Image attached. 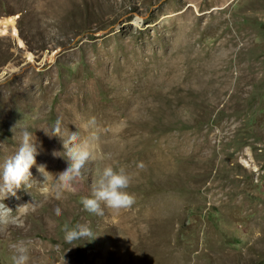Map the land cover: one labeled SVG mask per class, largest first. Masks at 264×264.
<instances>
[{
  "label": "rangeland",
  "instance_id": "374dc122",
  "mask_svg": "<svg viewBox=\"0 0 264 264\" xmlns=\"http://www.w3.org/2000/svg\"><path fill=\"white\" fill-rule=\"evenodd\" d=\"M8 17L0 171L26 129L51 189L68 167L57 119L93 158L76 193L4 201L37 207L0 225V264L20 241L29 264H264V0H0ZM109 164L135 202L97 216L80 197ZM65 223L94 236L67 243Z\"/></svg>",
  "mask_w": 264,
  "mask_h": 264
},
{
  "label": "clouds",
  "instance_id": "9594fccd",
  "mask_svg": "<svg viewBox=\"0 0 264 264\" xmlns=\"http://www.w3.org/2000/svg\"><path fill=\"white\" fill-rule=\"evenodd\" d=\"M91 123H95L94 118ZM49 136L63 139L65 149L63 155L67 157L68 167L54 176L55 183L51 189L48 187V177L53 175L46 171V165L41 164L37 167V171L44 177V183H38L34 180L31 169L36 166V156L38 155L36 138L33 139V134L30 131L22 130L18 151L4 161L2 171H0V225L15 224L20 215L35 210L37 207L36 201L18 205L15 212L4 203L8 197L19 200L18 191L24 190L29 193L28 190L34 184L41 186L40 192L42 194L47 195L51 192L58 200L63 197L65 192L76 193L79 191L78 184L82 176V169L93 158L89 141L81 140L79 132L69 133L67 129H62L60 119H57L52 126L51 135ZM52 154L53 156L60 155L56 152ZM131 180L132 176L126 171L125 167L114 168L109 164L102 169L97 168L90 183L89 194L80 197L83 210L102 216L104 215L102 205L114 212L131 207L135 202L134 195L127 191ZM13 213L17 215H13ZM55 213L59 216L61 209L57 207ZM62 231L67 243L90 239L94 236L92 229L87 224L70 226L65 223ZM12 247L15 250V254L11 258L12 264H29L28 245L24 241H20L13 244Z\"/></svg>",
  "mask_w": 264,
  "mask_h": 264
},
{
  "label": "bare ground",
  "instance_id": "6f19581e",
  "mask_svg": "<svg viewBox=\"0 0 264 264\" xmlns=\"http://www.w3.org/2000/svg\"><path fill=\"white\" fill-rule=\"evenodd\" d=\"M8 32H11L12 35H16L13 17L0 19V33L6 34Z\"/></svg>",
  "mask_w": 264,
  "mask_h": 264
}]
</instances>
